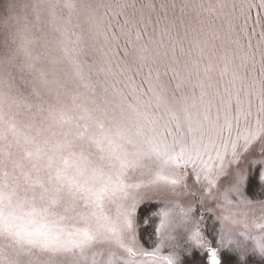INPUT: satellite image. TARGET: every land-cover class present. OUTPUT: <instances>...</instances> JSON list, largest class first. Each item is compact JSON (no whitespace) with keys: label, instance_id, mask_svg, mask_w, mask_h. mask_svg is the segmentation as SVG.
Masks as SVG:
<instances>
[{"label":"snow or ice","instance_id":"obj_1","mask_svg":"<svg viewBox=\"0 0 264 264\" xmlns=\"http://www.w3.org/2000/svg\"><path fill=\"white\" fill-rule=\"evenodd\" d=\"M49 7L53 18L57 19L59 5L52 3ZM103 7L112 13L113 19L123 16L120 31L126 38V44L132 47V63L139 65L137 74L147 67V76L141 85H136L132 77H128L132 85L131 99L117 87L118 81L107 87L101 85L104 102L92 110L76 104L78 97H74L71 112L76 113L79 109L80 114L61 111L59 119L55 118L61 124L71 123L75 131L70 138L69 133H63V139L55 144L49 145L45 140L41 145L35 137H25L24 143L33 147L25 148L17 158L11 144L5 143L6 136L0 132V238L10 241L18 249H41L48 253L79 250L83 253L102 237L123 248L133 231L132 213L125 209L113 217L108 206L132 199L131 190L139 185L129 183V176L141 169L152 170L148 183L161 190L169 186L174 190L191 177L194 183L202 185L206 197L213 196L226 181L224 201L239 203L249 179L241 168V162L258 145V158L253 157L251 163L257 165L259 178L264 182V63L258 82H245L233 72L232 79L224 83L222 91L212 83L205 85L200 79L201 72L211 81L213 67L210 60L202 64V59L214 53L213 41L219 38L211 27V21L205 25L207 31L204 28L193 29L189 25L179 41L172 36L175 25L169 24L161 33L160 44L165 42L163 38H169L172 57L171 63L165 66V75L170 70L172 79L177 81L175 89H172L169 81L161 78L162 61L157 59L161 55L159 46L151 47L156 43L151 39L149 43H141L148 25L143 17L136 18L135 6L127 0H116ZM186 7L192 6L185 4L181 11ZM225 7L224 3H219L209 5L205 10L214 14L217 9ZM83 8L86 10V23L93 20L100 25L105 24L106 16L97 19L91 5ZM141 24L144 25L143 32L138 27ZM103 31H107L106 26ZM100 34L96 33L91 38L95 39ZM133 34L135 40L132 39ZM184 42L188 45L187 59L181 70L175 52L177 44ZM65 50L72 55L73 67L84 88L95 90L98 81L93 76L99 72L115 77L116 72L111 67H101L97 72L95 65L85 75L75 50L67 47ZM180 51L185 53L183 47ZM25 54L32 55L27 49ZM221 59L225 60V57ZM153 64L157 65L155 77ZM28 67L34 65L29 64ZM117 69L123 76L132 71V64L122 63ZM193 69L197 77L194 84L191 83ZM227 70L226 60L222 74H227ZM109 90L110 97L107 95ZM254 110L256 118L253 122ZM241 120L248 126L247 134L242 138L238 134L236 140H232L233 127H238ZM85 144L88 145L87 150ZM66 199H70L73 205L82 206V221L86 225L83 230L61 226L64 216L57 209L63 207ZM70 210L66 208L65 213ZM196 211L189 204L177 218L167 206L161 205L157 214L159 222L153 226L150 237L155 235L159 239L170 234L174 247L202 249L206 261L193 264H231V261L222 262L221 250L232 246L243 249L244 244L239 237H245V233L227 228L225 222L235 224L237 221L225 215L219 218L221 228L218 237H209L200 227V222L193 221L192 214ZM154 218L149 217L145 226L148 227ZM258 227L264 230V224ZM255 247L264 254V236L256 240ZM127 251L137 254L132 248H127ZM159 252L160 246L157 245L154 251L142 254L157 257ZM163 259L166 264H176L173 256ZM241 262L246 264L243 255Z\"/></svg>","mask_w":264,"mask_h":264},{"label":"rangeland","instance_id":"obj_2","mask_svg":"<svg viewBox=\"0 0 264 264\" xmlns=\"http://www.w3.org/2000/svg\"><path fill=\"white\" fill-rule=\"evenodd\" d=\"M109 1L111 0H0V132L6 136L5 143L11 144V150L17 158L25 148L33 147L24 143L25 137H35L41 145L45 140L49 145L55 144L63 139V133H69V138L71 137V133L75 131L72 124H61L57 119L61 111H68L72 115L80 114L79 109L76 113L71 112L74 97H78L76 104H83L92 110L104 102L105 95L101 85L107 87L118 81L117 87L131 99L132 85L128 77L131 76L136 85H141L147 76V67L137 74L139 65L132 63V47H119V39L113 38L118 17L106 18L104 25L92 20L85 22L84 5H91L95 15H98L95 7ZM163 1H166V8L161 3ZM52 3L60 8L57 19L53 18L49 7ZM145 3L149 5L148 15L152 17L154 11V17L152 21L143 20L148 27L141 43H149L151 39L159 44L161 55L157 59L162 61L161 78L168 80L172 89H175L177 81L172 79L170 70L165 75V66L171 63L172 57L169 38H163L165 42L160 44L161 33L169 24L175 25L172 36L179 41L189 25L193 29L204 28L207 31L205 25L211 21V27L219 38L213 41L214 53L202 59V64H207L210 60L213 67L211 81L204 78L201 72L200 79L204 80L205 85L212 83L222 91L224 83L232 79L233 72L248 83L260 80L264 63V0H150V4ZM219 3H224L226 7L223 10L217 9L214 14L205 10L209 5L216 6ZM185 4L192 7H186L182 12L181 8ZM196 5L203 7L197 8ZM158 13H164L167 19L160 20L161 14ZM110 14L112 16L111 12ZM105 26L106 32L103 31ZM138 27L143 32L144 25ZM96 33L101 34L92 39ZM150 46L156 47V44ZM66 47L74 49L75 54H78L85 75L95 65L97 72L101 67H111L116 72L115 77L99 72L93 76L98 81L95 90L84 88L83 81L76 75L73 67L72 55L66 53ZM181 47L185 49V53L180 51ZM187 47L186 42L176 46L175 58L179 60L178 68L181 70L187 59ZM120 48L123 50L119 51ZM26 49L31 51V57L25 54ZM221 57H225V60ZM226 60L227 74H222ZM122 63L132 64V71L123 76L119 75L117 69ZM29 64L34 67H28ZM152 67L155 77L157 65L153 64ZM196 80L193 69L191 83H196ZM198 92L197 88V94ZM107 95L111 96V90ZM255 118L254 110L253 122ZM247 130L248 126L241 120L238 127H233L232 140H236L238 134L242 138ZM258 147L256 145L253 152L241 162V168L249 179L254 176L259 184L264 185L259 178L257 165L251 163L253 157L258 158ZM84 148L87 150L88 145L85 144ZM151 175L152 170L149 168L133 172L128 182L139 186L131 190L132 199L108 206L113 217L125 209L132 213L133 231L123 248L102 237L103 242H96L83 253L79 250L48 253L41 249H18L10 241L0 238V264H166L163 259L166 256H173L176 264H184L185 258L195 253L198 256L204 254L202 249L174 247L175 242L170 239V234L159 239L154 235L152 239L145 240L140 232L142 223L138 218V209L151 203L156 204L158 212L161 205L167 206L177 218L181 210L191 204L197 210L192 214L193 221H199L200 227L209 237H218L221 228L219 218L229 215L237 223L225 222L227 228L244 232L248 238L239 237L244 244L243 249L232 246L225 247L221 252L236 255L240 262L241 255L244 262L258 263L264 260V254L255 247L256 240L264 236V230L258 227L264 224V192H261L258 199L251 197L247 191L249 179L244 185V195L239 203H227L223 199L226 181L222 182L221 189L214 192L213 196L206 197L202 185L194 183L191 177L174 190L171 186L161 190L148 183ZM66 208L72 210L65 213ZM57 211L64 216L61 226L65 229L83 230L86 227L82 221V206L73 205L70 199H66L63 207ZM157 245L160 246L157 257L142 254L154 251ZM127 248H132L133 253L137 254H129Z\"/></svg>","mask_w":264,"mask_h":264},{"label":"trees","instance_id":"obj_3","mask_svg":"<svg viewBox=\"0 0 264 264\" xmlns=\"http://www.w3.org/2000/svg\"><path fill=\"white\" fill-rule=\"evenodd\" d=\"M247 191L250 193L249 195L251 197L257 198V197H259L261 192H264V185L262 183L259 184L257 182V178L253 176L248 181ZM157 212H158L157 206H156V204H153V203L147 204L146 206H142L138 209V218L141 220V223H142L140 226V232H142L141 234H142L143 238L147 241L149 239H152V237L154 236V235H151V237H150V234L152 233L153 226L156 225L158 222ZM149 217H155V218L152 219L151 221H149V226L146 227L145 221H148ZM154 239L155 238H153V240ZM221 258H222V262L231 261V264H242V262H240L237 259V256L234 254L221 252ZM206 259L207 258L205 256V254L198 256V253H195L193 256L185 258L183 263L184 264H193V262L206 261ZM245 262L246 263H254V261H245ZM258 263L264 264V260L262 262H258Z\"/></svg>","mask_w":264,"mask_h":264},{"label":"flooded vegetation","instance_id":"obj_4","mask_svg":"<svg viewBox=\"0 0 264 264\" xmlns=\"http://www.w3.org/2000/svg\"><path fill=\"white\" fill-rule=\"evenodd\" d=\"M145 1L150 4V0H127L128 3L133 4L135 6L137 19H140L141 17H143V20L145 19L148 21L151 19V21H152V18L154 17V11L152 13V17L150 15H148L149 14V12H148L149 5L147 3H145ZM115 2H116V0H113V1L111 0L109 2H102L100 5L95 7L97 14H98V15H96V18L97 19L99 17L102 18L103 16L104 17L106 16V18H112L110 11H108V9L106 7H103V6L108 5V4H112ZM161 3H164L165 8H166V1H163ZM161 3H159V5ZM155 6H156V3H155ZM128 11L130 12L131 9H129ZM158 15H160V20H163L165 17L164 13H158ZM122 22H123V16H119L117 23L115 22V30H114L115 37L119 39V47L122 45H126V46L129 45V44H126V38L121 34V31H120V23H122ZM132 39L135 40L134 34L132 36ZM155 44H156V47L159 46V44H157V43H155ZM129 47H131V45H129ZM121 50H123V49L120 48L119 51H121Z\"/></svg>","mask_w":264,"mask_h":264},{"label":"water","instance_id":"obj_5","mask_svg":"<svg viewBox=\"0 0 264 264\" xmlns=\"http://www.w3.org/2000/svg\"><path fill=\"white\" fill-rule=\"evenodd\" d=\"M246 264H263V263H246Z\"/></svg>","mask_w":264,"mask_h":264}]
</instances>
